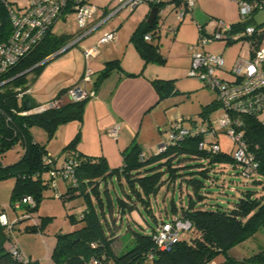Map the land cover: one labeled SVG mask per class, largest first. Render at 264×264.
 Returning <instances> with one entry per match:
<instances>
[{
  "label": "trees",
  "instance_id": "obj_1",
  "mask_svg": "<svg viewBox=\"0 0 264 264\" xmlns=\"http://www.w3.org/2000/svg\"><path fill=\"white\" fill-rule=\"evenodd\" d=\"M172 1L178 4L180 2ZM162 4L148 3L150 7ZM246 23L240 19L231 24L241 29ZM155 27L156 19L152 24L142 21L130 35L131 42L144 62L164 61L159 53L156 37L151 40L144 39V35ZM51 28L28 54L0 75V83L7 80L0 85V157L16 144H20L23 150L20 158L11 164L3 165L0 160V180L14 178L10 195L13 206L23 196L30 195L34 199L33 207L21 203L20 207L24 208L23 215L37 209L43 192L52 187L48 172L51 168H57L52 155L49 156L53 159V164L42 159L48 151L45 144L33 138L30 129L34 126L42 128L50 138L59 125L71 120L81 121L87 100L65 101L57 108L27 115L17 113L24 106L23 101L20 104L16 98L15 88H28L40 73L43 64L34 65L58 51L70 40V34H54ZM10 31L8 13L0 2V42L9 36ZM252 43H249L250 46ZM118 67L117 59L106 61L96 78V84L110 71H119ZM29 68L31 69L28 72L20 74ZM30 73L33 76L29 80ZM152 83L159 97L175 91L170 80L158 78L153 79ZM65 89L60 90L56 96H61ZM25 98H29L33 107L38 105L28 95ZM216 107L215 102L210 103L202 113L208 108ZM6 116L10 118L9 121H6ZM243 121L244 141L258 163L256 172L248 179L241 176L231 150L220 148L215 153H207L198 148L202 139L200 134L187 135L168 143L163 152L148 156L133 142L122 151L121 166L111 168L104 157L89 156L75 150L79 140L77 132L63 147V151L68 153L62 160L76 161L73 177L77 185L74 186L70 181L66 190L58 193V197L62 200L82 197L85 208L77 216L68 215L71 223H78L79 226L55 234L49 256L50 264H206L220 254L223 255L220 264L264 263V250L241 259L228 254L234 245L264 229V193L257 195L260 189H264V124L254 114L244 115ZM206 140L211 141L212 138L206 136ZM140 154H143V158H140ZM226 165L236 167L237 173L252 189L243 191L238 200L227 207H208L209 202L205 200L202 191L205 190L206 183H210L207 180L211 175L209 167H220L218 171L224 173ZM182 178L189 191L185 204L177 205L171 200L170 213L167 210L165 216H162L161 210L156 213L152 197L164 184L174 183L179 187ZM113 180L122 189V194H117L115 200L109 192V184ZM189 189L192 191L191 196ZM175 217L189 220L191 227L184 230L186 235L179 237L169 249H161L155 242L154 235L159 225ZM124 218L126 231L133 241L120 250L115 248V240L120 235L119 227ZM15 223L12 222L9 228L0 224V264H35L29 257L27 262L18 260L9 251L11 231ZM30 228L34 229L33 226Z\"/></svg>",
  "mask_w": 264,
  "mask_h": 264
},
{
  "label": "rangeland",
  "instance_id": "obj_2",
  "mask_svg": "<svg viewBox=\"0 0 264 264\" xmlns=\"http://www.w3.org/2000/svg\"><path fill=\"white\" fill-rule=\"evenodd\" d=\"M15 1L14 7L24 6L27 3V0ZM201 1L202 5L198 7L196 3L197 0H195V6L191 11V16L196 20L200 18L197 13L198 10L209 12L208 19H210V21L222 19L226 23H234L241 18L239 5L236 0ZM89 2L97 7V11L87 20L85 27H80L78 25L76 16L72 11H66L52 26L51 29L54 34H70V40L67 41L64 46L68 45L87 29L109 16L116 6L112 0H89ZM102 11L103 14H101ZM131 13L126 10H121L117 14L108 17L100 26L93 29L89 35L59 52L53 58L46 60L41 66V71H43L39 79L37 80V78H35L36 80L34 79L30 84L35 90L33 97L39 101L37 104L43 103V101L45 102L48 91L52 87H57L56 89H59L58 87H65L75 82H77L76 84L81 82L83 78L82 71L85 67V60L81 49L84 46L95 43L103 31L117 28L115 31L121 45L130 42V35L139 22L137 20L138 11ZM257 19L264 21V16L261 17L259 15ZM257 19L256 21L258 22ZM163 21L165 24V19ZM256 21L254 22L256 23ZM190 22L193 24L190 16H185L184 23ZM192 24L188 25L184 33L187 38L192 39L189 45L180 41V37H176V33L165 34V32L160 30L162 33L159 49L164 57V61L146 62L148 65L144 72L147 76L152 77L149 81L156 94V98L152 106L141 112L138 118H136L137 124L133 132L134 143L139 145L146 156L155 153V148L159 143L167 141L168 130L171 123L179 121L184 127L195 126L197 128H205L208 120L213 121L221 113L220 110H217V107L208 108L205 113H202V111L207 108H205L206 105L215 102L217 98L216 92L212 88L205 86L198 78L188 75L191 64L190 56L192 53L190 47L196 42L195 37L197 35L196 26L193 24L192 27ZM169 25L170 24H166V30ZM108 43L100 46L101 54L96 60L91 59L87 61V65L93 70H95L98 63H102L101 61L104 59L105 50L110 46ZM130 44L134 46L133 43L130 42ZM260 46L264 47V38H262ZM121 49L123 50L124 46L123 48L121 46ZM204 49L211 53L222 54L226 65L223 70H218L217 74L219 77L232 79L233 75L228 71L229 68L237 59L238 54L243 52V55L238 58H248L250 44L248 39H239L229 42H226V40H217L207 45ZM127 58L128 57H126V59ZM81 72L82 75L79 79L78 77ZM32 76V73L28 74V79L30 80ZM158 78L170 80L175 91L165 93L162 97H159L152 83L153 79ZM28 96L30 97V95ZM31 130V133L39 142H43L45 145L49 143V154L55 158V165L59 167L62 164L64 156L68 153L63 151L64 143L59 144L55 139L52 141L51 138L53 135L48 138L47 132L42 128L34 126ZM217 140L222 150H231L232 145L230 140L220 129H218ZM22 153L23 150L21 145L16 144L2 154L0 157L1 163L3 165L11 164L17 161ZM207 153L213 152L207 151ZM218 170H220V167H209V173L211 175L207 177V180H209L210 183H206L204 187L205 190L203 189L202 191L205 200L209 202L208 207H227L238 200L243 191L252 189V186L246 184L239 173H237L238 169L236 167L226 165L224 173ZM216 174H218V177ZM183 180V178L180 179L181 184L179 187L174 183L164 184L160 191L152 197V200H154L153 209L156 213H158V210H161L162 216H165V210L170 213L171 200H174L177 205L185 204L189 191ZM56 181L58 189L57 186L47 188L43 192V197L39 201L37 209L29 213L31 217L23 218L24 208H14L10 203L14 178L11 177L0 180V211L6 213L11 223L16 222L11 231L12 241L21 248L27 257L35 261V264H46L48 254L47 245L53 247L55 234L57 232H67L71 228L79 226L78 223L72 224L68 215L74 214L77 216L85 208L82 197L77 196L66 200L59 198L57 192L63 193L70 180L57 177ZM173 185L174 187H172ZM189 190L191 196L192 191L191 189ZM109 192L114 200L117 194H122L121 186L116 180H113V182L109 184ZM262 193H264V189H260L257 195L259 196ZM155 200H157V203ZM136 218L140 219L137 215ZM146 218L149 219L148 217ZM35 222L38 223V227L34 224ZM27 226H29V228H27ZM31 226H33L34 229L30 228ZM133 226L135 225L133 224ZM126 228L127 224L124 218L119 227L120 235L115 240L116 249L123 250L133 241L126 231ZM258 232V236L264 238V229ZM185 235L186 232H181L180 238H183ZM222 260L223 255L221 254L213 259L215 264H220Z\"/></svg>",
  "mask_w": 264,
  "mask_h": 264
},
{
  "label": "built area",
  "instance_id": "obj_3",
  "mask_svg": "<svg viewBox=\"0 0 264 264\" xmlns=\"http://www.w3.org/2000/svg\"><path fill=\"white\" fill-rule=\"evenodd\" d=\"M112 1L116 6L111 14L87 29L73 40V43L89 35L93 29L100 26L108 17L117 14L121 10L132 12L141 4L150 2L163 3L157 9L154 31L147 32L144 35V39L151 40L158 36L160 26L164 24L163 20L169 10L175 12V19L179 23L184 16L191 14L195 4V0H180L179 4L172 0ZM236 1L240 9V19L243 22H247L246 25L240 29L231 23L224 22L222 19L211 20L205 25L196 24L197 39L190 47L192 53L188 75L198 78L205 86L212 88L216 92L215 103L221 113L213 121H209L205 128L184 127L179 121L171 123L168 130V139L157 146L156 153L163 152L168 143L182 139L187 135L195 134L202 136L198 143V148L215 153L220 150L217 140L218 129H220L231 142V154L240 168L241 176L248 179L256 172L258 163L243 138V116L254 114L264 124V47L260 46L261 40L264 38V21H256L259 15L261 17L264 16V0ZM0 2L8 13L11 25L9 36L0 42V75L28 54L66 11L74 12L80 27H85L87 20L97 11V7L90 3L89 0H27L26 5L18 7H14L15 0H0ZM101 14H103V11ZM167 31L174 33L176 25H169ZM116 35L115 30L103 31L95 43L84 46L81 49L85 67L80 83L67 87L61 96H55L51 100L34 107L32 106L29 109L23 108L17 113L19 115L32 114L48 108H57L65 101H80L94 96V86L92 88L86 86L88 82L92 81L94 74V70L87 65V61L96 56L100 45L111 42L116 38ZM239 39H248L249 43L253 42L249 50L250 56L247 59L240 57L236 60L230 70L233 75L232 79L219 77L217 71L222 69L224 58L220 54L206 51L204 47L217 40L229 42ZM6 81L1 82L0 85ZM15 92L16 98L21 104L25 96L30 94V89L29 87L26 89L16 87ZM5 119L6 121L10 120L8 116ZM108 134L111 137H117L118 126L111 127L108 130ZM206 136L211 137L212 140L207 141ZM49 155V153L43 155L42 159L49 164H53V159ZM140 158H143V154H140ZM75 165V160L64 159L59 167L51 168L48 172L51 177V185L55 187L56 178L62 177L66 180L69 179L76 186L77 181L73 177ZM21 203L30 207L35 204L34 199L30 195L23 196L21 201L14 204V208L20 207ZM22 217L30 218L31 216L29 213H25ZM0 224L8 228L11 226V222L4 211H0ZM190 227L191 223L189 220L175 217L173 220L159 225L154 235L155 242L159 248L169 249L172 244L179 240L180 233ZM9 251L18 260L24 262L29 260L13 242L9 243ZM206 264H215V262L209 261Z\"/></svg>",
  "mask_w": 264,
  "mask_h": 264
},
{
  "label": "crops",
  "instance_id": "obj_4",
  "mask_svg": "<svg viewBox=\"0 0 264 264\" xmlns=\"http://www.w3.org/2000/svg\"><path fill=\"white\" fill-rule=\"evenodd\" d=\"M196 3L198 7L202 5L201 0H197ZM151 7L148 4H141L132 12L135 13L136 11H138V24H140L142 21L147 20ZM197 13L200 16L199 20L193 18L191 14L186 15L190 16L194 26H196V24L205 25L210 21V19H208L210 14L209 12L198 10ZM184 21L185 16L183 17V20L178 23L175 19V12L169 10L165 15V24L160 26L158 37H156L155 41H157L159 44L161 43L162 32H165V34L173 33L166 30V24H170L177 26L176 31L174 32V34L176 33V37L179 36L180 41L189 45L192 39L187 38L184 33L188 25H191L192 23L190 22L185 24ZM116 29L117 28H115V30ZM160 30L162 32H160ZM196 39L197 35L195 37V40ZM130 42H126L121 45V42H119V37H117L116 35V38L108 43L110 44V46L105 50L104 59H102L101 61L102 63H98L96 65L93 79L91 82H88L86 86L92 88L94 84H96V78L100 75L102 68L104 67V63L108 60L117 59L119 61V71H110L107 75L101 78L99 83L96 84V86L94 87L95 95L87 98L86 100L81 121L71 120L59 125L56 128V132H54L55 134H53L51 138L52 141L55 139V141H57L59 144L64 143V147L75 136V134L79 132V140L76 144L75 150L89 156H102L106 159L108 166L111 168L121 166L123 159L122 151L134 142L133 132L137 124L136 118H138L141 112L152 106L156 98V94L153 91V88L151 87L149 81L152 77L147 76L144 72L148 63L143 61L135 46H132ZM121 46L122 48L124 46L123 50L121 49ZM206 47L207 45L204 48ZM159 53L161 54L160 49ZM100 54L101 52L99 47L96 56L92 59L96 60ZM241 55H243V52L241 54H238L237 59ZM249 56L250 51L248 57ZM126 57L128 58L126 59ZM225 65L226 62L224 60L223 67L219 70H223ZM232 66L228 71L231 70ZM42 71L36 77L37 80L42 74ZM82 72L78 77L79 79L81 78ZM76 83L77 82L65 87H58L59 89H56L57 87H52L48 91L47 99H45V102L54 98L60 92V90L73 86ZM29 89V95L31 99H33L34 102L39 103V101H37V99L33 97V93H35V90L31 87V85L29 86ZM217 110H220L218 106ZM116 125L118 126L117 137H111L108 134V130ZM31 129L30 132H32ZM32 136L36 141H38L33 134ZM39 143L45 144L43 142ZM45 148L49 153V143L45 145ZM156 149L157 146L155 148V153ZM57 193L60 192L58 191ZM34 224L37 227L39 226L37 222H35ZM258 233L259 232H256L251 237L230 248L228 251L230 257L237 259L246 258L254 255L260 250H264V238L258 236ZM52 248V246L47 245L48 254L46 264H50L49 256Z\"/></svg>",
  "mask_w": 264,
  "mask_h": 264
},
{
  "label": "water",
  "instance_id": "obj_5",
  "mask_svg": "<svg viewBox=\"0 0 264 264\" xmlns=\"http://www.w3.org/2000/svg\"><path fill=\"white\" fill-rule=\"evenodd\" d=\"M157 9H158L157 6H152V7H151V9H150V11H149V14H148V17H147V20H146V22H147L148 24H152V22L155 20V18H156V13H157ZM73 44H74V43H73V41H72V42L69 43L68 45L64 46L62 49H59L58 51H56V52L50 54L49 56H47V57L44 58L42 61H40L39 63L35 64L34 66H37V65L43 64L46 60L53 58V57H54L55 55H57L59 52H61V51L65 50V49H67L68 47L72 46ZM34 66H33V67H34ZM30 69H31V68H29V69H27V70L21 72L20 74L26 73V72H28ZM10 79H11V78H10ZM23 106H24L25 109H29V108L32 107V103H31V101L29 100V98H25V99H23Z\"/></svg>",
  "mask_w": 264,
  "mask_h": 264
},
{
  "label": "bare ground",
  "instance_id": "obj_6",
  "mask_svg": "<svg viewBox=\"0 0 264 264\" xmlns=\"http://www.w3.org/2000/svg\"><path fill=\"white\" fill-rule=\"evenodd\" d=\"M158 8V7H157ZM129 13H131V12H129ZM153 23V22H152ZM113 30H115V29H113Z\"/></svg>",
  "mask_w": 264,
  "mask_h": 264
}]
</instances>
